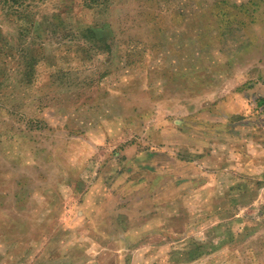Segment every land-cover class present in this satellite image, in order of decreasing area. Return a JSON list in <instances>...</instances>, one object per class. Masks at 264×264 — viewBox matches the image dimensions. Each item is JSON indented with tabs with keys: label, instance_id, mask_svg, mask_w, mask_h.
<instances>
[{
	"label": "rangeland",
	"instance_id": "1",
	"mask_svg": "<svg viewBox=\"0 0 264 264\" xmlns=\"http://www.w3.org/2000/svg\"><path fill=\"white\" fill-rule=\"evenodd\" d=\"M0 264H264V0H0Z\"/></svg>",
	"mask_w": 264,
	"mask_h": 264
}]
</instances>
